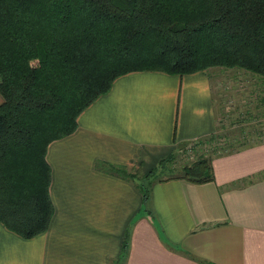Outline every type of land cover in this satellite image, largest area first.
<instances>
[{
    "label": "crops",
    "instance_id": "0c3cea01",
    "mask_svg": "<svg viewBox=\"0 0 264 264\" xmlns=\"http://www.w3.org/2000/svg\"><path fill=\"white\" fill-rule=\"evenodd\" d=\"M224 83L208 69L116 78L47 145L49 227L25 239L1 224L0 264H264V139L213 159L210 182H149L147 201L131 177L216 131Z\"/></svg>",
    "mask_w": 264,
    "mask_h": 264
},
{
    "label": "trees",
    "instance_id": "16d2710c",
    "mask_svg": "<svg viewBox=\"0 0 264 264\" xmlns=\"http://www.w3.org/2000/svg\"><path fill=\"white\" fill-rule=\"evenodd\" d=\"M212 67L264 89V0H0V225L25 239L48 229L47 145L120 75ZM180 172L163 179L214 175L207 159Z\"/></svg>",
    "mask_w": 264,
    "mask_h": 264
},
{
    "label": "rangeland",
    "instance_id": "374dc122",
    "mask_svg": "<svg viewBox=\"0 0 264 264\" xmlns=\"http://www.w3.org/2000/svg\"><path fill=\"white\" fill-rule=\"evenodd\" d=\"M208 70L212 72L214 79L225 82L219 86V95H216L214 101L215 118H218L216 131L209 137L197 138L192 145H186L177 155L174 154L173 161H160L151 169L152 174H147L144 178L138 176L141 174L131 176L134 183L138 184L140 192L141 189L147 190V196L151 189L149 182L181 174V167L186 163L193 164L201 159L211 162L239 147L264 139V89L261 78L237 68L212 67ZM226 79H235L238 83L247 81L245 84L250 85V88L245 84L236 83L232 85L233 89H230ZM236 90L241 93L239 97ZM245 99V103L252 105L253 110L250 109V112H245V104L241 103V100Z\"/></svg>",
    "mask_w": 264,
    "mask_h": 264
}]
</instances>
